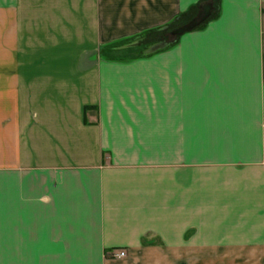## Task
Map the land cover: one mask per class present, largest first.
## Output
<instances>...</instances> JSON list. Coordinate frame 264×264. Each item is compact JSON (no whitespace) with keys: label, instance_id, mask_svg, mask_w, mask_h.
<instances>
[{"label":"crops","instance_id":"crops-1","mask_svg":"<svg viewBox=\"0 0 264 264\" xmlns=\"http://www.w3.org/2000/svg\"><path fill=\"white\" fill-rule=\"evenodd\" d=\"M192 1L0 0V264L264 250V0H220L152 54L96 52Z\"/></svg>","mask_w":264,"mask_h":264},{"label":"rangeland","instance_id":"rangeland-1","mask_svg":"<svg viewBox=\"0 0 264 264\" xmlns=\"http://www.w3.org/2000/svg\"><path fill=\"white\" fill-rule=\"evenodd\" d=\"M204 0H193L192 2L185 5V7L179 10L175 15L169 18L162 24H167L159 31L142 33L144 29L152 28L156 26L147 27L139 30L138 32L123 35L117 38L106 40L103 43L97 44V54L104 58H120L128 59L131 57H138L141 55L152 54L154 52L164 50L172 45L176 38L182 33L187 31L198 29L203 27L208 21L217 17L220 11V0H211L212 9L209 15L196 26L185 30L178 34L173 40H166L165 32L186 22L189 20L198 10V5ZM32 0H23L24 4H28ZM28 9V8H27ZM26 9V10H27ZM24 11V34L31 35L30 21L32 18V12ZM178 15L177 18H173ZM173 20L169 22V20ZM264 122H262V125ZM1 223V221H0ZM1 228V224H0ZM187 237V235L185 236ZM228 251H215V252H183V264H264V250L263 251H239V250Z\"/></svg>","mask_w":264,"mask_h":264},{"label":"water","instance_id":"water-1","mask_svg":"<svg viewBox=\"0 0 264 264\" xmlns=\"http://www.w3.org/2000/svg\"><path fill=\"white\" fill-rule=\"evenodd\" d=\"M211 9H212L211 0L201 1L198 5V10L189 20L165 32L166 40L168 41L173 40L181 32L188 30L199 24L209 15Z\"/></svg>","mask_w":264,"mask_h":264},{"label":"built area","instance_id":"built-area-1","mask_svg":"<svg viewBox=\"0 0 264 264\" xmlns=\"http://www.w3.org/2000/svg\"><path fill=\"white\" fill-rule=\"evenodd\" d=\"M105 254L108 257L119 258L126 255V249L123 246L111 247L106 250Z\"/></svg>","mask_w":264,"mask_h":264},{"label":"trees","instance_id":"trees-1","mask_svg":"<svg viewBox=\"0 0 264 264\" xmlns=\"http://www.w3.org/2000/svg\"><path fill=\"white\" fill-rule=\"evenodd\" d=\"M178 17V15H176L175 17H173V18H177ZM171 21H173L172 19L171 20H169V22H171ZM168 23V22H167ZM166 23V24H167ZM166 24H162V25H159V26H156V27H152V28H147V29H144L143 31H142V33H149V32H154V31H159V30H161Z\"/></svg>","mask_w":264,"mask_h":264}]
</instances>
